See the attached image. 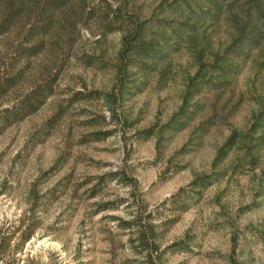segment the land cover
Instances as JSON below:
<instances>
[{
  "label": "rangeland",
  "instance_id": "rangeland-1",
  "mask_svg": "<svg viewBox=\"0 0 264 264\" xmlns=\"http://www.w3.org/2000/svg\"><path fill=\"white\" fill-rule=\"evenodd\" d=\"M178 1L83 0L56 41L36 36L53 50L28 58L12 46L33 17L0 38V221L13 232L0 264H264V33L218 77L201 65L232 47L244 16L179 40L165 30L183 19ZM139 26L158 55L126 51ZM45 83L43 103L5 119ZM201 176L210 184L193 191Z\"/></svg>",
  "mask_w": 264,
  "mask_h": 264
},
{
  "label": "trees",
  "instance_id": "trees-1",
  "mask_svg": "<svg viewBox=\"0 0 264 264\" xmlns=\"http://www.w3.org/2000/svg\"><path fill=\"white\" fill-rule=\"evenodd\" d=\"M81 1L83 0H0V38L3 37L8 30L15 28L16 25L20 26L19 15L25 14L29 20L33 17L32 21L30 20L28 23V29L25 32V37L29 38H27L25 42H18L13 45V52L18 55L17 57L19 59L38 55L44 49H46V51L42 53H48L53 50V43L48 42L47 44L43 39H37L36 36L44 37L47 34L50 36L53 35L56 41L62 36L64 32H61L62 29L64 30L65 27L74 25L76 22V15L79 13L78 5L80 6ZM169 10L183 17V19L180 22L178 21L175 25L165 26V30L169 32V35L179 40H182V36L185 34L193 35L194 32H196L195 26H198L196 25L198 23L209 22L210 25H212L223 12L228 16L227 19L233 20L232 22H237L238 15L244 16L243 20L239 19V23L234 25L236 37L234 36L231 41L232 47H226L222 55L215 54L214 63H205L201 65L204 68L206 67L209 71H217L218 77L229 76L235 69L234 65L236 64L234 63V59L240 57L241 52L239 51L246 49L243 55H247L251 49L260 44V39L263 37L264 0H179L175 4H172ZM54 18L57 20L59 26L53 32H48L51 25L50 23L53 22ZM189 20L193 21L195 24H191ZM182 31L184 34L180 35ZM141 32L139 26L132 34L133 36L131 35V40L124 42V44L126 43V51H129L137 57L151 58L152 56L158 55V53H160L159 44L153 42L152 38H147L146 35H142ZM186 39L191 41L193 37L189 36ZM142 65L146 66V64L141 63V66ZM18 71H20V69ZM18 71H16L14 78L18 77L17 75L21 76ZM200 83L201 85L204 84L203 82ZM43 87L44 88L40 87V85H36L31 89V98L28 100L23 99L20 104H17L11 109L7 108L5 111L9 114L5 116V119H20L33 112L34 109L39 104L43 103L51 94V88L47 83H45ZM201 88L198 86L192 92H186L185 100L187 101L192 96L199 94ZM33 93L36 94L34 97ZM174 122L178 123V121ZM263 122L264 108L260 110L256 120L258 126L262 125ZM171 123H173V121ZM171 123L169 125H171ZM234 137L235 136L228 138L224 147L220 148L222 150L217 152V156L225 155L226 151L233 145L235 141ZM211 178L212 176H201L192 180L191 186L193 187V191H198V189L207 187L210 184ZM9 229L10 224H8V221L5 219L1 220L0 251H3L13 234ZM32 233L33 226L31 223H27L25 228L21 230L19 239L15 244V247L19 249L17 253L20 252Z\"/></svg>",
  "mask_w": 264,
  "mask_h": 264
}]
</instances>
